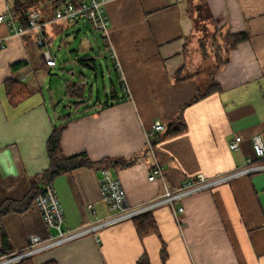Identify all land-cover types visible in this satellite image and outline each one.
<instances>
[{
    "label": "crops",
    "instance_id": "obj_1",
    "mask_svg": "<svg viewBox=\"0 0 264 264\" xmlns=\"http://www.w3.org/2000/svg\"><path fill=\"white\" fill-rule=\"evenodd\" d=\"M10 7V0H0V15ZM105 11L110 21L106 40L88 24L87 33L82 21L46 24L51 47L60 39L56 55L51 52L57 61L54 68L44 67L35 33L14 36L7 23L0 22V38L6 44L0 50V205L22 201L49 167L48 138L70 109L59 114L63 105L55 104L52 96L47 100L37 86L48 69L58 67L64 47L69 52L64 64L82 67L63 69L73 76L64 80V87L65 81L86 80L87 105H97L66 123L64 154H87L93 162L137 157L129 167L111 169L132 207L152 201L165 186L177 188L198 174L223 175L247 159L255 160V135L264 144V0H106ZM241 33L247 39L229 53L215 55L214 42L205 41L210 35L213 40L222 39L217 34L225 39ZM21 61L27 66L20 70V79L25 77L32 94L14 106L5 82L14 75L12 65ZM212 85L219 89L198 99ZM180 113L187 124L184 133L171 138L151 133L156 121L167 127ZM237 135L243 141L232 151L229 143ZM156 163L162 166L163 178L151 182L149 172ZM101 172L80 167L54 178L65 228L110 215L101 196ZM180 204V223L168 206L152 211L158 234L141 238L135 221L127 220L101 230L99 242L85 235L35 255L32 263L138 264L146 253L151 264H264V171L217 185ZM0 225L4 250H21L30 236L55 233L33 203L24 212L3 216Z\"/></svg>",
    "mask_w": 264,
    "mask_h": 264
},
{
    "label": "built area",
    "instance_id": "obj_2",
    "mask_svg": "<svg viewBox=\"0 0 264 264\" xmlns=\"http://www.w3.org/2000/svg\"><path fill=\"white\" fill-rule=\"evenodd\" d=\"M105 3L106 0H78L76 3L69 1L66 5L58 8L54 12L53 17L48 20L43 19L41 11L33 9L28 13L25 22L17 21L11 11L7 10L0 15V22H6L14 36L35 33L37 46L43 49L47 67L54 68L57 65V61L47 46L44 32L46 24L60 21L66 23L86 21L93 31H97L108 38L110 35V21L105 11ZM5 47V40L0 38V50ZM24 80L25 77L21 78L20 82ZM125 89L128 91L127 87ZM165 130L166 126L162 122L156 121L152 125L151 133H163ZM242 141L243 138L241 136H235L229 143V149L232 151L239 150ZM252 146L256 158L255 160L247 159L242 167L211 178L198 174L196 177L186 179L179 187L174 189L165 186L164 191L158 197L148 203L134 207L130 206L127 201L126 190L122 182L113 177L111 170L103 169L99 184L102 199L107 204L110 215L105 218H96L93 222L76 229L64 227L65 215L56 195L53 181L46 180L42 183L41 190L36 196L33 205L41 213L45 225L53 229L55 233L49 234L46 238L35 235L30 236L26 248L12 251L7 255L0 253V264L18 263L85 235L92 234L99 242V232L101 230L123 221L132 220L141 214L154 211L163 206H168L172 210L176 221L180 223L179 214L184 211V207L180 203L187 197L211 190L217 185L231 182L241 176L264 171V144L260 135L252 137ZM162 178V166L156 163L151 167L148 179L151 182H155ZM178 203L180 204L179 206ZM96 213L97 211L92 209V214L96 215Z\"/></svg>",
    "mask_w": 264,
    "mask_h": 264
},
{
    "label": "trees",
    "instance_id": "obj_3",
    "mask_svg": "<svg viewBox=\"0 0 264 264\" xmlns=\"http://www.w3.org/2000/svg\"><path fill=\"white\" fill-rule=\"evenodd\" d=\"M76 3L78 0H10L11 7L10 11L15 17V19L19 22H25L27 20L28 13L36 9L43 2H48V4L40 10L45 18V20L51 19L53 17L54 12L66 5L68 2ZM38 10V9H36ZM106 40V37L103 36ZM226 53H229L232 49H234L239 43L243 42L247 39V35L244 33L241 34H227L226 37ZM48 48L51 50L50 42H47ZM219 46V47H218ZM221 45H216L220 49ZM223 46V45H222ZM224 47V46H223ZM221 47V49H223ZM218 49V51H220ZM225 49V47H224ZM219 52H215L217 55ZM42 60L45 68H48L43 52H42ZM88 58L84 59L87 61ZM226 62L224 60L221 64L223 65ZM27 66V62L21 61L12 65V71L14 75L11 79L5 82L6 93L9 96L10 103L14 106L20 104L24 99L28 98L32 91L27 86V84L23 81L20 82L19 72L22 68ZM86 80H81L79 82L73 81H65V97L68 101V108L70 109L67 114L63 117V123L59 125H54L51 135L47 141V154L49 158V167L44 173L38 177V184L32 187L30 193L22 200V201H6L0 205V220L3 216L7 215L11 212H24L29 207H31L34 202L36 196L41 190L42 183L46 180L53 181L55 177L71 172L80 167L87 168H97L101 171L103 169H114V168H125L133 165L137 162V157H133L131 159H123V158H106L98 162H93L90 160L87 154H80L73 157H67L64 154L61 138L62 133L66 127V123L71 119L77 118L80 114L84 115L86 112L94 110L97 105L88 106L87 105V94H86ZM219 87L217 85H212L207 89V92L204 94H200L199 98H203L214 91H217ZM109 106L108 104H103V107ZM82 107V108H81ZM102 107V106H101ZM76 111L74 114L73 112ZM75 115V117L73 116ZM73 117V118H72ZM187 130V124L183 118V114L180 113L176 119H174L167 127L164 133L165 137L171 138L177 135L184 133ZM37 180V181H38ZM135 221L136 229L141 238L144 236L159 233L158 226L154 219V216L151 212H147L141 214L133 219ZM0 228L2 229L1 225ZM2 240L5 243V233L2 232ZM12 250H4L0 249V253L2 255H7L11 253ZM161 257L163 262L166 261L167 258V250L165 244H163ZM15 264H33L32 258L24 259ZM138 264H151L148 255L145 253L139 260Z\"/></svg>",
    "mask_w": 264,
    "mask_h": 264
},
{
    "label": "rangeland",
    "instance_id": "obj_4",
    "mask_svg": "<svg viewBox=\"0 0 264 264\" xmlns=\"http://www.w3.org/2000/svg\"><path fill=\"white\" fill-rule=\"evenodd\" d=\"M82 22L86 26V32L89 33V30H90L89 29V26H88L89 24L86 21H82ZM197 26L200 29L202 27V24L200 23ZM211 36L212 35H210L209 37H207L205 39V41H207V42L208 41H211V42L213 41L214 42V44H211V45H213V47L215 49L214 51L215 52L216 51L217 52H221V53L226 52L225 50H226V47L227 46L225 45L226 43L224 41L225 40L224 37L222 35H220V34H217V36L218 37L220 36V38H222V39H218V38L215 37L216 40L215 39L210 40V37ZM79 38L80 37H78L77 39L79 40ZM63 39H65V42L69 41V39H67L66 36ZM100 43H101V40H100ZM59 44H60V39L58 41H55L53 43V47H51V52L53 53L54 56L57 53V48H58ZM216 45H221L220 46V49H221V47L224 46L225 49L224 50L223 49L220 50L218 48L219 46L216 47ZM56 46H57V48H56ZM61 48H63V47H61ZM218 49L220 51H218ZM66 53L68 54L69 52L67 51V49L65 47L62 49V51H59V53H58V55H59L58 59L61 58V60H60V62L58 64V67L55 68L54 70L53 69H48L46 71V73H44L40 77L39 82H38V86H37V88L38 87L39 88L40 87L43 88V94H44V96H45V98L47 100H50V98H51L50 96H52L53 101L55 102V104H61V105H63L61 108H59V114H61L63 112H67L69 110V108L67 107L68 106L67 99L65 97L64 80L73 77L70 73L66 72L63 69L64 68H66V69H73L74 71H80L82 69V67H80V66L64 64L63 59H66V56H67ZM75 77H76V75H75ZM99 86H100L101 96H103L104 95V92H103L104 83L103 82L100 83ZM94 94H96V87L94 89ZM101 98L103 100L105 99L103 97H101ZM62 102H64V104ZM51 111L53 113V116H55V114H54V112H55L54 111V108Z\"/></svg>",
    "mask_w": 264,
    "mask_h": 264
},
{
    "label": "water",
    "instance_id": "obj_5",
    "mask_svg": "<svg viewBox=\"0 0 264 264\" xmlns=\"http://www.w3.org/2000/svg\"><path fill=\"white\" fill-rule=\"evenodd\" d=\"M155 143V141H153Z\"/></svg>",
    "mask_w": 264,
    "mask_h": 264
}]
</instances>
